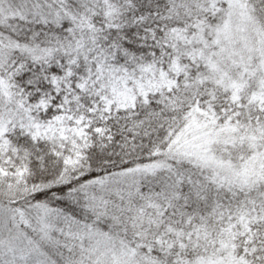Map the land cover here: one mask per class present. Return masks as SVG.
I'll list each match as a JSON object with an SVG mask.
<instances>
[{"label": "snow or ice", "instance_id": "snow-or-ice-1", "mask_svg": "<svg viewBox=\"0 0 264 264\" xmlns=\"http://www.w3.org/2000/svg\"><path fill=\"white\" fill-rule=\"evenodd\" d=\"M0 264H264V0H0Z\"/></svg>", "mask_w": 264, "mask_h": 264}]
</instances>
